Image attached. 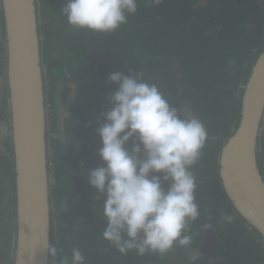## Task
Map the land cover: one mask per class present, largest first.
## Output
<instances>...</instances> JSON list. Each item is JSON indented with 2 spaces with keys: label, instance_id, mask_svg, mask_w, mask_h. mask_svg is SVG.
<instances>
[{
  "label": "trees",
  "instance_id": "16d2710c",
  "mask_svg": "<svg viewBox=\"0 0 264 264\" xmlns=\"http://www.w3.org/2000/svg\"><path fill=\"white\" fill-rule=\"evenodd\" d=\"M66 3L39 0L38 4L51 109L48 133L49 138L56 137L49 143V177L53 178L51 244L57 247L58 255L55 259L50 255V264H61L64 257L70 261L74 247L83 253L85 264L167 263L159 254L123 255L101 236L106 226L101 212L103 199H95L97 192L88 184L87 174L102 163L97 118L110 107L107 97L118 88L107 83L108 75L116 71L157 84L173 107L189 110L205 125L208 139L193 168L200 216L190 224L192 248L209 235L207 229H216V264H264V238L246 226L220 178L223 146L239 127L245 86L264 52L263 0H162L159 5L138 0L137 12L129 16L128 23L109 34L73 29L62 12ZM0 24L6 42L4 11H0ZM5 60L0 61L4 82L8 79ZM231 61L237 66L228 69ZM7 82L0 105L4 121L10 96ZM74 86L78 88L75 100ZM59 104L68 107L62 123L70 141L68 151L60 138ZM4 130L7 134V128ZM5 153L6 159L1 157L0 161L6 171V196L0 209L5 254L0 264H12L17 243V196L15 155L8 135ZM258 164L264 178V136L259 140ZM222 209L234 214L235 221L229 222ZM220 215L223 218L217 225ZM178 252L186 256L187 264H209L204 257L193 261L187 249L179 248Z\"/></svg>",
  "mask_w": 264,
  "mask_h": 264
},
{
  "label": "clouds",
  "instance_id": "9594fccd",
  "mask_svg": "<svg viewBox=\"0 0 264 264\" xmlns=\"http://www.w3.org/2000/svg\"><path fill=\"white\" fill-rule=\"evenodd\" d=\"M151 2L159 5L162 0ZM36 4L38 14L39 0ZM137 9L138 0H67L62 12L73 29L109 34L127 24ZM107 83L118 88L107 97L110 107L97 118L102 163L87 174L88 184L97 192L95 199H103L101 212L106 226L101 236L123 255L163 256L183 248L195 261L199 256L192 248L190 224L199 218L200 210L193 168L201 159L208 132L189 110L173 107L157 84L139 75L116 71L108 75ZM48 106L47 96V122ZM5 120L7 133H12L8 111ZM48 132L49 122L47 147L55 137L49 138ZM223 214L229 222L235 221L229 212ZM246 226L254 229L248 223ZM207 231L215 235L212 229ZM47 248L55 259L57 247L48 244ZM61 264H85V257L74 247L71 260L64 257Z\"/></svg>",
  "mask_w": 264,
  "mask_h": 264
},
{
  "label": "water",
  "instance_id": "95a60500",
  "mask_svg": "<svg viewBox=\"0 0 264 264\" xmlns=\"http://www.w3.org/2000/svg\"><path fill=\"white\" fill-rule=\"evenodd\" d=\"M4 18L8 87L14 119L17 196L15 264H50L47 246L52 239L51 179L36 0H4ZM263 118L264 52L255 63L245 87L239 127L223 146L220 158V178L228 198L239 215L264 238V178L258 164ZM60 132L63 146V137L68 140L62 122ZM69 143L65 145V151L69 150ZM213 238L212 234H207L205 240L193 249L209 264H215L212 251L216 239ZM187 253L191 255V252Z\"/></svg>",
  "mask_w": 264,
  "mask_h": 264
},
{
  "label": "rangeland",
  "instance_id": "374dc122",
  "mask_svg": "<svg viewBox=\"0 0 264 264\" xmlns=\"http://www.w3.org/2000/svg\"><path fill=\"white\" fill-rule=\"evenodd\" d=\"M263 3H264V0H263ZM1 27L2 26L0 24V38L2 39ZM1 39H0V42H1ZM235 66H237V65H235V62L231 61L229 66H228V69H230V68L233 69V67H235ZM232 69L230 70V73H231ZM180 80L182 81L183 79L180 78ZM5 82H4V80H3V78H2V76L0 74V105H1V102H2L3 97H4ZM74 87L76 88V89H74V92H73V99L75 100V98L77 96L78 88L76 86H74ZM192 93L193 92H190V94H192ZM72 103H74V101ZM58 107H59L58 108V113L60 112V121H61V120H63L64 118H66L68 116V111H67L68 107L63 106L62 104H59ZM49 114H51V112H49ZM5 124H6V120L4 121V120H2L0 118V161L2 160L1 157L3 158V160L6 159L5 139H6L7 135L9 136V131H8L7 134H5V132H4L5 131L4 128H6ZM49 127H50V125H49ZM263 134H264V132H263ZM62 137H63V135H62ZM63 140L65 141L63 143L64 147L62 146L63 149H64L65 145H68L69 139L67 138V140H68V142H67L65 137H63ZM69 148H70V143H69ZM4 165H5V163L1 164V162H0V209H3V207H2V198H3V196H6V194H4L5 193V188L3 187L4 179H5V176H6V171L3 168ZM1 213H3L2 210H1ZM216 224L218 225V223H216ZM0 230H2L1 227H0ZM3 230L6 231L7 228L4 227ZM213 231H214V233L217 232L216 229H213ZM207 232H209V231H207ZM214 237H215V235H214ZM215 238L217 240L219 237L216 236ZM2 239H3V236L0 237V257L3 258L4 254H5L4 253L5 252V244L2 242ZM217 249H215V250H217ZM178 250H179V248L178 249H174V250H172L169 253L164 255V257L167 259V263L166 264H187L186 256L184 254H179Z\"/></svg>",
  "mask_w": 264,
  "mask_h": 264
},
{
  "label": "crops",
  "instance_id": "0c3cea01",
  "mask_svg": "<svg viewBox=\"0 0 264 264\" xmlns=\"http://www.w3.org/2000/svg\"><path fill=\"white\" fill-rule=\"evenodd\" d=\"M2 26V25H1ZM2 28V27H1ZM1 32H2V30H1ZM41 38V37H40ZM1 39V38H0ZM42 39V38H41ZM42 43V42H41ZM3 49L5 50H7V54H6V60L5 59H3V57L5 58V55H4V53H6V52H4L3 53ZM41 52H42V50H41ZM4 55V56H3ZM3 60H5L4 61V63H6L7 64V74H8V49H7V40H6V42L3 40V35H2V39H1V42H0V61H3ZM43 60V59H42ZM42 67H43V64H42ZM43 74H44V69H43ZM46 80L44 79V84H45V94H46V111H47V93H46ZM9 95H10V93H9ZM9 98H10V96H9ZM9 102H10V104H11V98L9 99ZM11 113H12V105H11ZM47 113V112H46ZM12 128L10 127V129H12V133H11V131L9 132V139H10V141H12V143H13V130H14V119H13V113H12ZM64 121H65V118L63 119V120H61V122L62 123H64ZM47 125H48V122H47ZM65 141H63V143H64ZM13 149H14V144H13ZM15 155V154H14ZM14 159H15V157H14ZM198 164V163H197ZM187 255H189L188 253H186ZM13 261H12V264H15V254H14V256H13Z\"/></svg>",
  "mask_w": 264,
  "mask_h": 264
},
{
  "label": "built area",
  "instance_id": "2783aa9c",
  "mask_svg": "<svg viewBox=\"0 0 264 264\" xmlns=\"http://www.w3.org/2000/svg\"><path fill=\"white\" fill-rule=\"evenodd\" d=\"M2 9H3V0H0V11H2ZM48 107H49V106H48ZM8 117H9V118L11 117V104H10V102H9V104H8ZM263 123H264V118H263ZM263 125H264V124H263ZM263 128H264V127H262V129H261L260 136H263ZM52 138H55V137H52ZM50 143H51V140H50ZM51 150H52L51 146L48 145V151H49V153H50V156H51Z\"/></svg>",
  "mask_w": 264,
  "mask_h": 264
},
{
  "label": "flooded vegetation",
  "instance_id": "af4514ba",
  "mask_svg": "<svg viewBox=\"0 0 264 264\" xmlns=\"http://www.w3.org/2000/svg\"><path fill=\"white\" fill-rule=\"evenodd\" d=\"M6 64V63H5ZM6 66H7V64H6ZM226 209H222V213H225L224 211H225ZM227 212H229L228 210H227ZM222 213H221V215H222ZM231 213V212H230ZM232 214V213H231ZM221 215L220 216H218V219L216 220V223H218V225H219V223H220V221H221V219L223 218V217H221ZM235 215L233 214V217H234ZM223 221V220H222ZM216 238L214 237L213 238V240H215ZM175 249H178V248H175ZM182 253V252H181Z\"/></svg>",
  "mask_w": 264,
  "mask_h": 264
}]
</instances>
